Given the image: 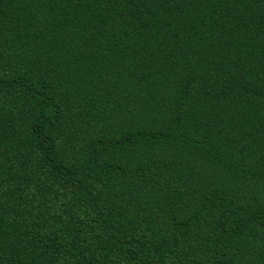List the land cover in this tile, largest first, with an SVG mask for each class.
<instances>
[{
	"label": "trees",
	"instance_id": "1",
	"mask_svg": "<svg viewBox=\"0 0 264 264\" xmlns=\"http://www.w3.org/2000/svg\"><path fill=\"white\" fill-rule=\"evenodd\" d=\"M0 264H264V0H0Z\"/></svg>",
	"mask_w": 264,
	"mask_h": 264
}]
</instances>
